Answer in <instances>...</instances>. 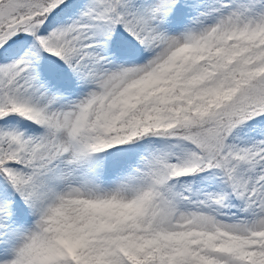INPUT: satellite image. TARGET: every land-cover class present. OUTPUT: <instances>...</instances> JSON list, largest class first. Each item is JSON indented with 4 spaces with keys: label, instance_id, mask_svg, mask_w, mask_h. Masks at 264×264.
<instances>
[{
    "label": "snow or ice",
    "instance_id": "snow-or-ice-1",
    "mask_svg": "<svg viewBox=\"0 0 264 264\" xmlns=\"http://www.w3.org/2000/svg\"><path fill=\"white\" fill-rule=\"evenodd\" d=\"M0 264H264V0H0Z\"/></svg>",
    "mask_w": 264,
    "mask_h": 264
}]
</instances>
